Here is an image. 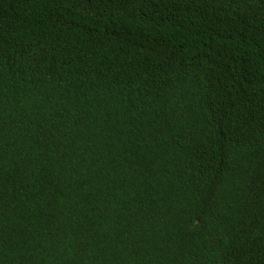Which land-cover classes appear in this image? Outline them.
<instances>
[{
	"label": "trees",
	"instance_id": "obj_1",
	"mask_svg": "<svg viewBox=\"0 0 264 264\" xmlns=\"http://www.w3.org/2000/svg\"><path fill=\"white\" fill-rule=\"evenodd\" d=\"M0 264H264V0H0Z\"/></svg>",
	"mask_w": 264,
	"mask_h": 264
}]
</instances>
